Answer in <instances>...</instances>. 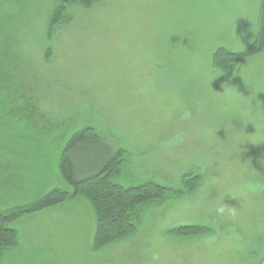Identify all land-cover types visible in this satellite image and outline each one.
Masks as SVG:
<instances>
[{
	"label": "rangeland",
	"instance_id": "rangeland-1",
	"mask_svg": "<svg viewBox=\"0 0 264 264\" xmlns=\"http://www.w3.org/2000/svg\"><path fill=\"white\" fill-rule=\"evenodd\" d=\"M82 1L53 24L61 0H0V211L61 187L29 140L81 130L126 150L114 182L168 191L98 250L82 198L22 217L0 264H264V50L213 60L252 45L261 0Z\"/></svg>",
	"mask_w": 264,
	"mask_h": 264
},
{
	"label": "trees",
	"instance_id": "trees-1",
	"mask_svg": "<svg viewBox=\"0 0 264 264\" xmlns=\"http://www.w3.org/2000/svg\"><path fill=\"white\" fill-rule=\"evenodd\" d=\"M73 1L61 0L52 17L58 23L64 8ZM82 1V0H81ZM96 3L98 0H93ZM89 5L91 2H81ZM264 50V0L260 4V24L252 45L241 52L219 49L214 61L232 63L259 55ZM19 141V140H18ZM30 150H44L50 146L56 154V169L61 187L37 197L28 205L16 206L0 211V258L8 250L15 248L17 233L9 226L22 217L31 216L49 208L63 205L79 198L87 201L94 214L96 225L93 236L95 250L121 240L134 231V223L139 218V210L149 202L162 198L167 189L153 182H145L135 187H123L114 182L118 177L117 165L123 163L125 149L116 146L93 130H81L65 135L59 140L45 141L42 137L29 140ZM22 160L29 159L22 157ZM33 161V158H32ZM29 161H24L27 163ZM33 164V162H32ZM31 165V162L27 164ZM119 169V168H118ZM195 178L183 179L185 187L195 184ZM197 232L196 228H180L176 234ZM202 232V231H201Z\"/></svg>",
	"mask_w": 264,
	"mask_h": 264
},
{
	"label": "clouds",
	"instance_id": "clouds-1",
	"mask_svg": "<svg viewBox=\"0 0 264 264\" xmlns=\"http://www.w3.org/2000/svg\"><path fill=\"white\" fill-rule=\"evenodd\" d=\"M239 42H240V40H239ZM225 72L226 71L223 68H212L210 73H209V79L212 80L214 77H217L220 74L225 73ZM222 87L224 89L223 92H224L225 96H232V97L236 96V91L234 90L233 87H230L227 84L222 85ZM245 102L247 103V101H245ZM240 115H241V118H243L244 116L247 115V111L245 110V111L241 112ZM218 211L223 213L225 211V209L223 207H221L218 209Z\"/></svg>",
	"mask_w": 264,
	"mask_h": 264
}]
</instances>
